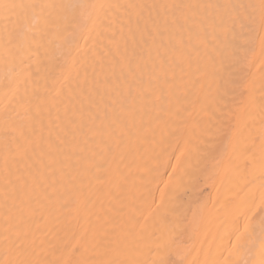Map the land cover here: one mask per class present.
Listing matches in <instances>:
<instances>
[{"label":"bare ground","instance_id":"obj_1","mask_svg":"<svg viewBox=\"0 0 264 264\" xmlns=\"http://www.w3.org/2000/svg\"><path fill=\"white\" fill-rule=\"evenodd\" d=\"M14 2L87 7L18 10L13 52L29 75L15 93L0 20V232L7 188L34 260L264 264L258 234L251 251L230 243L264 202V25L241 7L259 0ZM245 11L250 26L225 32ZM221 125L214 159L173 201V166Z\"/></svg>","mask_w":264,"mask_h":264},{"label":"snow or ice","instance_id":"obj_2","mask_svg":"<svg viewBox=\"0 0 264 264\" xmlns=\"http://www.w3.org/2000/svg\"><path fill=\"white\" fill-rule=\"evenodd\" d=\"M65 7H71L75 10L77 7L80 9H85L86 5H64V4H55V3H17V2H5V0H0V20H3V53L6 59V62L10 64L9 72L11 76L8 80V86L15 93L19 90V85L25 81L29 72L26 68L20 67L16 64V57L14 55L13 49L17 47V40L19 33L17 27L19 24V12L18 10H23L25 13L24 19L27 20V13L34 12L37 8L40 9V12L43 14L45 10H62ZM131 7V6H130ZM142 7V6H141ZM162 9H181V8H192L193 5H160ZM200 7H204L201 5ZM207 7H212L208 5ZM221 7V6H217ZM225 9L233 7L231 5H223ZM242 8H259V15L261 24L264 25V0H259V5H248L241 6ZM84 13L81 11L80 15H76L75 11L67 18L68 24L78 23L80 18L83 17ZM90 15V14H89ZM16 17V19H13ZM44 19L45 23L49 22V16L45 15L40 17ZM244 21H249V24H245ZM254 21V17L245 13H233L228 17V21L224 22V31L227 32L230 27H234L238 22L240 26L249 27L251 22ZM11 57L9 60L8 58ZM20 63H23L21 59ZM10 129H6L5 135L7 136ZM215 141H201V145L196 146L194 149H189L187 152V164L179 166H173V173L171 175H176L177 180L173 187V201L178 197L181 189L184 187L185 177L188 178L193 184L196 183L199 179V174L202 171L201 165L206 164L207 161L214 159V152L216 150V141H219L221 138L229 135V129L226 125H221L216 127L215 130ZM5 147H8L6 143ZM185 153L182 152L181 156H184ZM180 158H178L179 160ZM4 172H5V184L11 183L8 179L10 175V168L8 162V156L6 154L4 161ZM19 179V177H17ZM9 197L7 194V188L5 189V207L6 211L4 214V224L3 231L0 232V244L3 246V253L5 259L0 260V264H59L57 261H39L31 259L30 256L34 252L33 242H30L27 238V232L21 227L22 221L18 218L15 211V205L8 206L7 201ZM164 204L163 197L161 199L159 207H162ZM179 204L175 203L173 207L169 208L168 211L177 214ZM179 220L177 219V225ZM257 234L259 236V246L260 251L264 254V202L258 206L257 210L253 211V215L248 217L247 222L244 225L243 229L237 228L234 232L235 240H230L232 245L231 252L235 254H240L245 251H251L252 246L256 243ZM102 240H96L93 244L94 247H100L103 245ZM170 246V245H169ZM79 250V249H75ZM77 264H87L86 261H78ZM101 264H114L112 261H103ZM140 264V262H136ZM151 264H180L179 261L170 260V259H160L153 260ZM233 264H240L239 261L233 262ZM247 264V262H245Z\"/></svg>","mask_w":264,"mask_h":264}]
</instances>
